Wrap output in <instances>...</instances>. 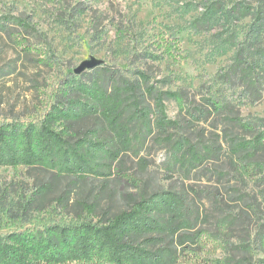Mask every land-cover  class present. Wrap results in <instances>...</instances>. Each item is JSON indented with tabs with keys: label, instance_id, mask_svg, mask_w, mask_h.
I'll return each mask as SVG.
<instances>
[{
	"label": "trees",
	"instance_id": "16d2710c",
	"mask_svg": "<svg viewBox=\"0 0 264 264\" xmlns=\"http://www.w3.org/2000/svg\"><path fill=\"white\" fill-rule=\"evenodd\" d=\"M166 6L178 14V23L155 42L162 56L142 51L136 60L143 59L144 64L160 58L183 60L180 34L187 30L204 38L210 63L232 55V64L220 78L223 83L241 84L239 106L260 102L264 94V0H167ZM0 12V32L22 52L32 53L28 40L31 34L38 36L36 27L17 9ZM131 31L133 26L119 24L115 37L123 42ZM44 64L54 66L50 58ZM99 71L107 76L109 88L98 81L81 83L68 73L54 91L53 102L36 118L0 117V168L41 169L74 183L108 180L120 156L136 151L156 131L175 161L191 171L218 157L223 149L219 141L194 140L187 131L226 114V121L250 136L228 140L233 177L245 187L264 184V118L243 119L228 113L234 103L222 93L203 90L204 86L192 94L182 88L160 90L151 84L147 69L135 68L132 79L120 68L105 66ZM167 101L175 102L177 119L168 118ZM93 117L102 123L101 130L75 131L76 123ZM128 181L137 187L136 178L128 176ZM50 189L45 184L31 193L24 188L3 196L5 221L0 218V224L14 229L0 234V264H250L233 255L236 247L229 223L221 219L214 230L197 228L185 196L173 190L139 193L130 198L126 210L111 217L95 220L94 207L84 204L85 216L75 221L16 228L45 209ZM69 195L64 192L58 203L64 205ZM259 196L264 199V193ZM254 242L264 255V229Z\"/></svg>",
	"mask_w": 264,
	"mask_h": 264
},
{
	"label": "rangeland",
	"instance_id": "374dc122",
	"mask_svg": "<svg viewBox=\"0 0 264 264\" xmlns=\"http://www.w3.org/2000/svg\"><path fill=\"white\" fill-rule=\"evenodd\" d=\"M166 1L0 0V11L17 9V13L28 18L39 31L38 36L29 37L28 42L34 48L29 54L0 32V117L36 118L46 104L53 102L54 91L68 73L73 74L83 62H98V68H87L76 75L78 81H98L109 88L107 76L99 71L101 67L120 68L131 79L135 68L147 69L151 84L160 90L182 88L192 94L204 86L203 90L210 88L219 95L222 93L234 103L228 113L243 119L264 118V94L254 106H239L241 84L223 83L220 78L232 64V55L210 63L206 59L207 43L203 37L193 36L187 30L181 32L183 60L174 62L160 58L149 64H144L143 59L136 60L135 55L142 51L162 56L155 42L163 31L170 33L175 30L173 25L177 28L178 14L166 6ZM119 24L133 26L123 42L115 37ZM48 58L54 66L44 64ZM146 103L152 108L151 101ZM166 114L170 119H177L175 102H166ZM224 115L211 117L187 131L193 134L194 140L219 141L223 149L218 157L191 171L175 161L170 147L156 131L146 137L136 151L120 156L108 180L93 178L74 183L71 178L59 179L41 169L0 168V218L5 221L2 217L5 194L21 192L24 188L31 193L45 184L51 187L45 209L35 213L30 223H19L16 228L75 221L85 216L84 204L94 207L95 220L111 217L126 210L130 198L139 193L173 190L185 196L197 228L214 230L219 220H225L233 229L232 242L236 247L233 255L247 259L250 264H262L264 255L257 250L254 239L258 231L264 229V199L259 196L264 193V184L249 183L245 187L233 177L228 140L249 139L250 136L226 121ZM74 129L78 132L101 130L102 123L98 118H88L76 123ZM128 176L136 178V188L129 183ZM67 191L70 192L68 201L59 204L58 198ZM13 229L0 224V234Z\"/></svg>",
	"mask_w": 264,
	"mask_h": 264
},
{
	"label": "water",
	"instance_id": "95a60500",
	"mask_svg": "<svg viewBox=\"0 0 264 264\" xmlns=\"http://www.w3.org/2000/svg\"><path fill=\"white\" fill-rule=\"evenodd\" d=\"M97 65H99L98 62H94V63L83 62L77 68L74 69L73 73L75 75H78V74H81L82 72H84L85 69H87V68H94Z\"/></svg>",
	"mask_w": 264,
	"mask_h": 264
}]
</instances>
